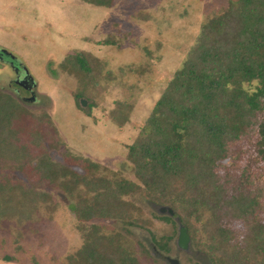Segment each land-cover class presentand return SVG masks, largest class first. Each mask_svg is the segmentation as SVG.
Returning <instances> with one entry per match:
<instances>
[{
  "label": "rangeland",
  "instance_id": "374dc122",
  "mask_svg": "<svg viewBox=\"0 0 264 264\" xmlns=\"http://www.w3.org/2000/svg\"><path fill=\"white\" fill-rule=\"evenodd\" d=\"M230 1L114 0L103 7L83 0H0V48L15 56L33 83L32 93L16 84L8 59H0V96H11L27 110L16 127L33 157L19 169L0 167V178L33 186L48 198L37 200L32 209L26 203L28 218L10 214L0 219V264H95L100 255L106 259L101 264H109L106 242L93 236L97 227L99 236L113 230L130 239L137 264H170L167 257L179 264L228 263L240 256L246 258L238 264H264V191L259 220L251 223L216 216L214 200L207 196L210 180L187 189L173 210L147 198L127 156L128 145L139 138L203 24L222 14ZM239 26L229 21L219 36L235 35ZM67 55L83 58L94 74L96 87L88 94H79L81 82L63 70ZM34 129L41 134L36 143L30 140ZM256 147L254 134L229 143V164L215 172L225 179L223 192H230L244 173L264 185V164ZM44 154L79 173L87 170L86 159L95 161L100 166L94 173L109 170L112 186L87 182L70 193L52 185L36 170ZM121 180L132 182L133 191L126 185L121 189ZM115 192L123 205L113 211L118 216L84 218L88 203L107 212L104 204L115 200ZM128 216L138 224L132 226ZM182 217L192 224L186 248L179 245ZM162 236L165 251L151 240L164 241ZM89 247L100 254H88L92 261L86 256Z\"/></svg>",
  "mask_w": 264,
  "mask_h": 264
},
{
  "label": "trees",
  "instance_id": "16d2710c",
  "mask_svg": "<svg viewBox=\"0 0 264 264\" xmlns=\"http://www.w3.org/2000/svg\"><path fill=\"white\" fill-rule=\"evenodd\" d=\"M83 1L109 7L114 0ZM221 12L203 24L187 58L156 100L139 138L128 145L127 156L147 191V198L153 203L167 204L176 210L182 203L178 197L184 198L187 189L202 180H210L212 185L207 196L214 200L216 216L251 223L256 218L259 220L257 207L264 185L244 173L245 178L225 193L221 186L225 179L221 181L215 172L221 165L229 164V143L250 134L255 135L256 155L264 164V0H232ZM229 21L240 24L236 34L220 37ZM5 58L16 63V58ZM84 64L83 58L74 55H67L62 62L63 70L81 82L78 91L81 95L88 94L90 87H96L94 74ZM245 85L253 87L249 89ZM25 113L27 110L14 98L0 96V160L4 161L0 167L19 169L33 158L28 144L19 141L16 127V122ZM33 134L35 137L30 140L36 143L41 134L36 129ZM40 159L41 162L36 164L40 177L52 185L64 186L70 193L87 182L100 187L112 186L113 180L107 176L109 170L95 174L100 165L90 159H86L89 163L84 173L53 161L45 154ZM122 182L121 189L126 185L129 192L133 191L132 182ZM115 193V200L108 198L104 204L107 212L103 208L96 210V206L88 203L84 218L108 216L114 219L117 213L113 211L123 206L118 205L121 194ZM40 199L48 198L35 191L33 186L0 178V219L10 214H17L19 220L28 218L25 207L30 204V209L34 208V203ZM128 217L132 226L138 224ZM181 219L190 235L189 217ZM95 230L91 235L105 241L104 251L107 256H112L109 264H137L132 241L122 232L112 230L99 236V227ZM225 231L223 229L221 233ZM151 240L154 246L159 245L158 248L165 251L167 241H157L153 237ZM90 248L86 256L92 261L88 254L96 258L99 252L95 255ZM102 256L97 257L95 264L106 260ZM245 258L240 256L228 263L214 260V264H238Z\"/></svg>",
  "mask_w": 264,
  "mask_h": 264
},
{
  "label": "flooded vegetation",
  "instance_id": "af4514ba",
  "mask_svg": "<svg viewBox=\"0 0 264 264\" xmlns=\"http://www.w3.org/2000/svg\"><path fill=\"white\" fill-rule=\"evenodd\" d=\"M0 59L6 60L5 54L0 52ZM15 62L16 63L9 61L10 67L16 73V78H15L14 82L16 84H18L19 86L23 87L25 90H28L30 93H32L33 83L31 80V76L29 74H27L28 72L24 68L22 70V65L17 60ZM21 71L23 72L22 77H21V73H20ZM25 78H27V79L25 80Z\"/></svg>",
  "mask_w": 264,
  "mask_h": 264
},
{
  "label": "water",
  "instance_id": "95a60500",
  "mask_svg": "<svg viewBox=\"0 0 264 264\" xmlns=\"http://www.w3.org/2000/svg\"><path fill=\"white\" fill-rule=\"evenodd\" d=\"M0 52L5 54V56H9L11 59L15 58L14 55H12L11 53H9L8 51H6L3 48H0ZM25 68V67H24ZM26 70V68H25ZM27 71V70H26ZM28 74V73H27ZM27 77V76H26ZM27 78H25L26 80ZM33 98V97H32ZM189 241V235L186 231V229L184 227L180 228V237H179V245L182 246L183 248L187 247V242ZM168 261L170 262V264H179L178 259L176 258H171V257H167Z\"/></svg>",
  "mask_w": 264,
  "mask_h": 264
}]
</instances>
